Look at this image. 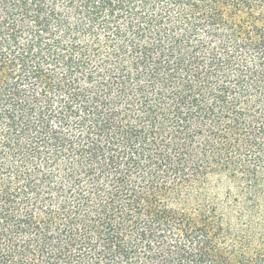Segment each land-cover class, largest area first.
<instances>
[{
	"label": "trees",
	"instance_id": "trees-1",
	"mask_svg": "<svg viewBox=\"0 0 264 264\" xmlns=\"http://www.w3.org/2000/svg\"><path fill=\"white\" fill-rule=\"evenodd\" d=\"M0 264H264V0H0Z\"/></svg>",
	"mask_w": 264,
	"mask_h": 264
}]
</instances>
